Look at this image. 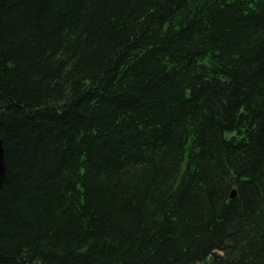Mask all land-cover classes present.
Wrapping results in <instances>:
<instances>
[{
  "label": "trees",
  "instance_id": "1",
  "mask_svg": "<svg viewBox=\"0 0 264 264\" xmlns=\"http://www.w3.org/2000/svg\"><path fill=\"white\" fill-rule=\"evenodd\" d=\"M0 139V264H264V0H0Z\"/></svg>",
  "mask_w": 264,
  "mask_h": 264
},
{
  "label": "water",
  "instance_id": "2",
  "mask_svg": "<svg viewBox=\"0 0 264 264\" xmlns=\"http://www.w3.org/2000/svg\"><path fill=\"white\" fill-rule=\"evenodd\" d=\"M4 173H5L4 149H3V142L0 139V189L4 179ZM235 196H236V191L235 190L231 191L230 198L234 199Z\"/></svg>",
  "mask_w": 264,
  "mask_h": 264
}]
</instances>
